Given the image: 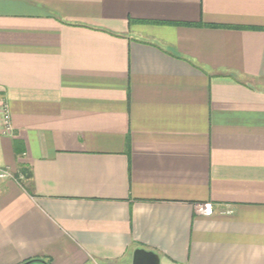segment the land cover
<instances>
[{"label": "crops", "instance_id": "0c3cea01", "mask_svg": "<svg viewBox=\"0 0 264 264\" xmlns=\"http://www.w3.org/2000/svg\"><path fill=\"white\" fill-rule=\"evenodd\" d=\"M3 106L0 264H264V0H0Z\"/></svg>", "mask_w": 264, "mask_h": 264}, {"label": "built area", "instance_id": "2783aa9c", "mask_svg": "<svg viewBox=\"0 0 264 264\" xmlns=\"http://www.w3.org/2000/svg\"><path fill=\"white\" fill-rule=\"evenodd\" d=\"M1 119H2V129L1 133L2 134H9L11 131V125H10V117L9 113L6 109V106H3L1 109ZM12 173L8 171L6 168H0V180L1 179H6V178H11ZM196 209L200 213H209L210 212V204L209 203H199L196 205Z\"/></svg>", "mask_w": 264, "mask_h": 264}, {"label": "water", "instance_id": "95a60500", "mask_svg": "<svg viewBox=\"0 0 264 264\" xmlns=\"http://www.w3.org/2000/svg\"><path fill=\"white\" fill-rule=\"evenodd\" d=\"M131 264H159V257L153 251L135 248L133 250Z\"/></svg>", "mask_w": 264, "mask_h": 264}, {"label": "trees", "instance_id": "16d2710c", "mask_svg": "<svg viewBox=\"0 0 264 264\" xmlns=\"http://www.w3.org/2000/svg\"><path fill=\"white\" fill-rule=\"evenodd\" d=\"M39 260H37L36 258L34 259V261L32 260V262L31 263H29V264H38L39 262H38Z\"/></svg>", "mask_w": 264, "mask_h": 264}, {"label": "rangeland", "instance_id": "374dc122", "mask_svg": "<svg viewBox=\"0 0 264 264\" xmlns=\"http://www.w3.org/2000/svg\"><path fill=\"white\" fill-rule=\"evenodd\" d=\"M8 171H10V170H8Z\"/></svg>", "mask_w": 264, "mask_h": 264}]
</instances>
